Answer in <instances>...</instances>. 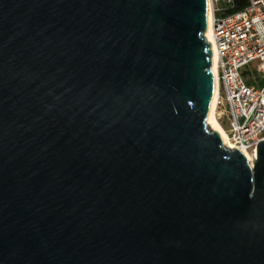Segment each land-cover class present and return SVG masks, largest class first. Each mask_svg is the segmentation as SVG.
Returning <instances> with one entry per match:
<instances>
[{"label":"water","instance_id":"water-1","mask_svg":"<svg viewBox=\"0 0 264 264\" xmlns=\"http://www.w3.org/2000/svg\"><path fill=\"white\" fill-rule=\"evenodd\" d=\"M207 0H0V264H264L252 168L207 130Z\"/></svg>","mask_w":264,"mask_h":264},{"label":"built area","instance_id":"built-area-1","mask_svg":"<svg viewBox=\"0 0 264 264\" xmlns=\"http://www.w3.org/2000/svg\"><path fill=\"white\" fill-rule=\"evenodd\" d=\"M215 57L217 115L231 150L254 160L264 141V0H245L239 11L225 14L233 0H209Z\"/></svg>","mask_w":264,"mask_h":264},{"label":"bare ground","instance_id":"bare-ground-1","mask_svg":"<svg viewBox=\"0 0 264 264\" xmlns=\"http://www.w3.org/2000/svg\"><path fill=\"white\" fill-rule=\"evenodd\" d=\"M204 38L207 40V42L210 45V50L212 54L211 58V69L214 74V86H213V94L211 101L208 105L207 111H206V126L210 132L215 131L216 133L219 134V136L222 139V146L228 150H231L233 147L232 145L228 142L227 138L225 137V134L218 123L216 117H215V112H216V104H217V81H216V68H215V57L213 53V45H212V36H211V5L210 1L207 0V20H206V29L204 32ZM242 154L245 156L247 159V163L250 165L252 168L254 159L247 153V152H242Z\"/></svg>","mask_w":264,"mask_h":264},{"label":"trees","instance_id":"trees-1","mask_svg":"<svg viewBox=\"0 0 264 264\" xmlns=\"http://www.w3.org/2000/svg\"><path fill=\"white\" fill-rule=\"evenodd\" d=\"M246 5L245 0H233V7L229 8L225 14H231L241 10Z\"/></svg>","mask_w":264,"mask_h":264},{"label":"rangeland","instance_id":"rangeland-1","mask_svg":"<svg viewBox=\"0 0 264 264\" xmlns=\"http://www.w3.org/2000/svg\"><path fill=\"white\" fill-rule=\"evenodd\" d=\"M217 115L221 116V121L224 122L225 109H224L223 105H219V107L216 109V112H215L216 119H217ZM207 130H208V128H207Z\"/></svg>","mask_w":264,"mask_h":264}]
</instances>
